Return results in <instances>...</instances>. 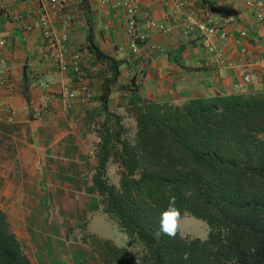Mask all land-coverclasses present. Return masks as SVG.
I'll use <instances>...</instances> for the list:
<instances>
[{"label": "crops", "instance_id": "obj_1", "mask_svg": "<svg viewBox=\"0 0 264 264\" xmlns=\"http://www.w3.org/2000/svg\"><path fill=\"white\" fill-rule=\"evenodd\" d=\"M60 1L61 6L59 0H0V56L9 66L0 85V208L31 264H103L99 243L126 246L127 235L103 211L92 182L95 126L104 117L100 95L112 72L90 49L88 35L99 51L122 61L106 105L122 116L132 138L136 122L128 107L134 104L264 96V17L245 0H182V8L171 0H132L125 6L119 5L123 0ZM42 13L51 43L42 36ZM190 19L216 31L189 29ZM55 54L79 61L89 99H82L71 72L57 68ZM29 74L48 80L55 91L71 86L76 96L70 112L64 114L56 99L47 117L33 118L40 91L27 88ZM117 171V164L108 163L106 175L114 185Z\"/></svg>", "mask_w": 264, "mask_h": 264}, {"label": "trees", "instance_id": "obj_2", "mask_svg": "<svg viewBox=\"0 0 264 264\" xmlns=\"http://www.w3.org/2000/svg\"><path fill=\"white\" fill-rule=\"evenodd\" d=\"M88 40L112 72L100 95L92 182L103 211L127 235L126 246L99 243L102 263L264 264V96L134 104L130 138L122 116L106 105L122 61L99 51L90 34ZM110 162L118 166V185L108 181ZM171 197L207 223L206 238L156 235ZM0 264H31L1 208Z\"/></svg>", "mask_w": 264, "mask_h": 264}, {"label": "built area", "instance_id": "obj_3", "mask_svg": "<svg viewBox=\"0 0 264 264\" xmlns=\"http://www.w3.org/2000/svg\"><path fill=\"white\" fill-rule=\"evenodd\" d=\"M126 1L125 4H122ZM132 0H123V2H119V5H128L127 3ZM168 1V0H162ZM173 1L179 8L184 6V2L182 0H171ZM247 5L253 8L257 14L264 17V0H245ZM58 6H61V1L59 0ZM136 13V6L133 3L130 7H128V27L131 35H135V20L134 15ZM39 24L42 28V36L45 41L51 43L52 41V33L51 28L48 22V18L45 13L39 15ZM153 25H157L160 29L164 31H170V28L165 26L162 23H153ZM63 27H66V22H63ZM197 29L203 32L214 33L216 28L210 27L206 25L205 21L199 20H189V29ZM137 37V36H136ZM222 38H225V34L221 35ZM4 44V40H0V45ZM136 43H132L133 47ZM53 62L56 64L57 68L61 72H71L75 79L79 84V91L81 92V97L84 100H87L91 97L92 91L90 88V84L88 82L87 76L85 72L82 70L81 65L78 60L73 59L71 62H67L62 59L60 55L55 54L52 57ZM9 70V66L7 60L4 57L0 56V85L4 84L7 80V72ZM250 80V74L244 75V81L248 82ZM26 86L30 90L38 89L40 91V100L34 105L32 108V116L33 118H41L47 117L49 115L50 106L54 100H58L61 106V109L64 114H67L72 109V101L75 98L76 94L71 86L63 85L59 88V90L55 91L53 84L46 79L40 78L37 74H29L26 80Z\"/></svg>", "mask_w": 264, "mask_h": 264}, {"label": "clouds", "instance_id": "obj_4", "mask_svg": "<svg viewBox=\"0 0 264 264\" xmlns=\"http://www.w3.org/2000/svg\"><path fill=\"white\" fill-rule=\"evenodd\" d=\"M188 215L187 209L181 211L176 204L175 197H171L165 209L160 213L157 236L163 234L175 238L181 229L184 217Z\"/></svg>", "mask_w": 264, "mask_h": 264}, {"label": "rangeland", "instance_id": "obj_5", "mask_svg": "<svg viewBox=\"0 0 264 264\" xmlns=\"http://www.w3.org/2000/svg\"><path fill=\"white\" fill-rule=\"evenodd\" d=\"M179 232L182 236L199 237L201 239H204L207 237L208 225L202 219L196 218L192 215H187L182 221L181 229ZM134 252H136L138 255H142L143 248L140 245H136L134 246Z\"/></svg>", "mask_w": 264, "mask_h": 264}]
</instances>
